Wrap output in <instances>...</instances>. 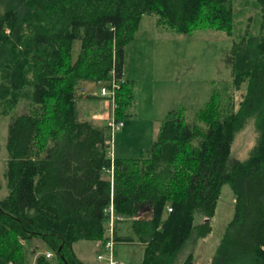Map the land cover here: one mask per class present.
Returning <instances> with one entry per match:
<instances>
[{
	"label": "trees",
	"instance_id": "obj_1",
	"mask_svg": "<svg viewBox=\"0 0 264 264\" xmlns=\"http://www.w3.org/2000/svg\"><path fill=\"white\" fill-rule=\"evenodd\" d=\"M257 3L260 32L235 43L229 57L232 87L247 83L238 108L215 91L194 122L172 110L146 154L126 159L110 156L107 123L79 118L80 84L120 82L119 120L133 99L130 89L128 100L119 94L128 90L125 50L142 16L180 34L231 35L232 1L0 0V119L28 102L8 125L0 264H25L34 240L56 259L40 255L37 264H84L74 246L107 239L110 204L123 218L114 223V243L143 246L140 264H197L192 254L180 262L181 254L211 233L225 185L235 212L209 264H264V0ZM249 118L258 136L241 161L231 148ZM149 211L151 219H141ZM197 213L205 218L198 225Z\"/></svg>",
	"mask_w": 264,
	"mask_h": 264
},
{
	"label": "rangeland",
	"instance_id": "obj_2",
	"mask_svg": "<svg viewBox=\"0 0 264 264\" xmlns=\"http://www.w3.org/2000/svg\"><path fill=\"white\" fill-rule=\"evenodd\" d=\"M233 4L232 34L213 28H201L185 35L175 30L158 27L156 16H142L134 38L127 45L124 61V79L127 89L119 92L120 98L128 100L130 89L132 101L124 104L118 119L124 124L118 130H106L109 137V151L114 158L136 159L144 156L157 138L163 120L172 110H183L185 119L194 122L215 91L222 95V104L230 102L238 108L246 92L247 83L236 90L232 87L230 53L235 43L246 35H258L261 14L257 0H231ZM80 50V41H74L73 58ZM107 83L85 81L80 93L101 94V87ZM79 93V94H80ZM79 101V100H78ZM101 101H79V109L91 113ZM28 111V102L23 101L10 116L0 119V177L3 188L0 199L7 192L4 171L7 167V131L10 119ZM102 123V122H101ZM103 125V124H102ZM257 131L254 118L236 134L231 148V157L245 161L255 146ZM235 212V195L230 185H225L218 201L215 215L210 219L211 233L187 245L180 262L192 254L193 262L209 264L228 223ZM205 218L195 215V224ZM100 242V241H98ZM80 241L74 249L84 264H107L99 261V254L105 255L104 242ZM97 243V244H96ZM43 249L35 254L41 255ZM45 252V250H44ZM144 253L141 245H115L114 260L119 264H140ZM32 252L28 251L25 264L30 262ZM52 258V261H55ZM56 262V261H55Z\"/></svg>",
	"mask_w": 264,
	"mask_h": 264
},
{
	"label": "built area",
	"instance_id": "obj_3",
	"mask_svg": "<svg viewBox=\"0 0 264 264\" xmlns=\"http://www.w3.org/2000/svg\"><path fill=\"white\" fill-rule=\"evenodd\" d=\"M109 84L110 85H103L101 87V96L107 98L112 103V107L114 110L116 108L115 105L116 93L120 88V82L113 79L109 81ZM107 125L110 127L112 131H114L123 127L124 124L120 120H116L115 117L112 115V117L107 120ZM110 156L112 157L111 154ZM107 172L112 173L111 170H108ZM106 212L109 214V220H108V229L106 232L107 239L103 241L105 244V255L99 254L97 256V259L99 261L106 259L107 264H119L116 260H114L115 243L113 238V228H114V223L116 221L123 220V218L115 213L113 204H110V206L106 209ZM45 255L47 258L52 257V254L50 252H47Z\"/></svg>",
	"mask_w": 264,
	"mask_h": 264
},
{
	"label": "crops",
	"instance_id": "obj_4",
	"mask_svg": "<svg viewBox=\"0 0 264 264\" xmlns=\"http://www.w3.org/2000/svg\"><path fill=\"white\" fill-rule=\"evenodd\" d=\"M123 80L125 81L124 73H123ZM82 83L80 84V87H81ZM80 87L78 90V98H77V110H78L79 118L82 120H89V121H91L95 124H98V125L105 124L107 122V120L110 119L112 117V115H114L112 103L107 98L102 97L101 94H100V96L99 95L97 96V95H92V94L87 93V92L80 93V91H81ZM78 100L80 102L95 100V101H101L102 103L99 104L97 109H94L93 107L89 108L91 113L87 112L85 114L86 110H84L83 108L79 109V101ZM99 243L100 242H98V244ZM29 249H30V252H32L33 254H32V256H30L31 260H30V262H28V264H37V262H36L37 257L40 255H37L35 253L38 249H43V252L41 255H45L47 252H50L48 250V248L45 246V244H43L41 241H38V240L32 241L29 245ZM44 250H45V252H44ZM52 258H55L54 255L49 258L50 262L54 263L56 260L52 261Z\"/></svg>",
	"mask_w": 264,
	"mask_h": 264
},
{
	"label": "water",
	"instance_id": "obj_5",
	"mask_svg": "<svg viewBox=\"0 0 264 264\" xmlns=\"http://www.w3.org/2000/svg\"><path fill=\"white\" fill-rule=\"evenodd\" d=\"M151 214H152V211H149V212H147V213H145L142 217H141V219H151Z\"/></svg>",
	"mask_w": 264,
	"mask_h": 264
}]
</instances>
